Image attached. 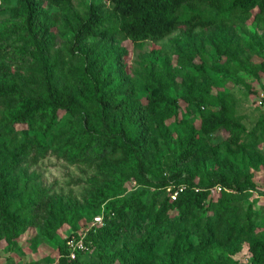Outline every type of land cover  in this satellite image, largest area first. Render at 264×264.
<instances>
[{
	"label": "trees",
	"instance_id": "trees-1",
	"mask_svg": "<svg viewBox=\"0 0 264 264\" xmlns=\"http://www.w3.org/2000/svg\"><path fill=\"white\" fill-rule=\"evenodd\" d=\"M73 2L0 0V16L11 18L0 28V232L7 246L16 247L45 213L47 236L70 230L52 264H82L87 254V264H240L232 256L243 241L246 264H264V234L240 207L242 195L257 189L253 169L264 166L256 146L264 142V118L249 131L235 116L233 95L215 91L195 33L213 31L218 61L226 58L214 70L226 81L239 83L237 71L261 80L264 57L253 63L246 48L261 55L264 39L226 46L223 34L256 9L261 20L264 0H88L83 16ZM180 29L178 67L149 57L133 76L124 73V42L141 49ZM182 108L198 115L199 127L180 119ZM209 135L223 142L211 145ZM49 156L88 164L103 177L86 201L96 212L90 219L30 172ZM130 179L137 187L126 191L120 183ZM98 215L103 224L94 225ZM73 238L84 246L75 259Z\"/></svg>",
	"mask_w": 264,
	"mask_h": 264
},
{
	"label": "rangeland",
	"instance_id": "rangeland-1",
	"mask_svg": "<svg viewBox=\"0 0 264 264\" xmlns=\"http://www.w3.org/2000/svg\"><path fill=\"white\" fill-rule=\"evenodd\" d=\"M100 1V0H98ZM105 2V0H102ZM88 0H74V10L81 16L86 12L85 5ZM258 13V9L254 10L248 19H236L230 23L223 34L224 45H235L237 41H254L259 38L264 39V14L261 16V20L256 21L255 16ZM11 18L9 13L2 14L0 16V28L7 25ZM9 30V28H7ZM186 30L180 29L173 33L171 36L165 38L160 42L148 41L143 48H135L134 45L126 41L122 45L127 47L129 55L123 60V70L127 75L133 76L139 67V64L145 62L151 57L158 63H163L166 59H171L174 67H178L175 58L173 57L175 42L182 37ZM196 38L202 43L205 48L204 56L207 63L210 66L208 68L209 74L218 83V87L215 91H226L233 95L235 104V116L238 117L242 123L245 124L247 129L252 130L257 122L264 118V103L260 104V95L264 85V74H262L261 80H258L245 71L233 72V75H237L240 79L239 83L232 81H226L221 73L216 72L214 69L221 67V64L226 61L224 58L218 61V56L211 44V38L213 31L197 30ZM70 38V37H69ZM120 39L115 40V44L120 43ZM230 43V44H229ZM60 45V40L58 45ZM256 47V46H255ZM254 47V48H255ZM9 52L13 50L9 49ZM246 52H249L253 63H258L264 57V52H260L261 55L256 54L253 48H246ZM201 61L197 59V63ZM181 87L177 84L175 93H181ZM185 108H182L180 119H186L189 123H194L197 127L200 125V118L188 113ZM171 130L173 131L174 139L177 138V130L173 125ZM20 133L16 134V137ZM15 136L9 138V141L13 142ZM247 139V138H246ZM243 140V143H248L247 140ZM209 144L214 145L222 143L223 139L219 136L209 135L207 136ZM257 150L264 155V142L256 143ZM163 152L167 153L166 148H163ZM223 156V154H221ZM212 166L216 164L212 163ZM30 172L36 173L40 177V181L43 182L44 187L49 190L51 196L58 195L63 197L67 204L71 206H77L80 211L86 216V220L95 215V211L87 206L86 201L90 199V196L95 193L97 188L103 186V177L100 173L90 165L78 164L73 165L68 163L62 158L56 156H49L42 160L38 164H32L29 167ZM255 173L254 181L257 189L246 192L242 195L240 207L247 211L250 209L253 213L255 223L257 226V233L264 234V166H260L258 169H253ZM122 187L126 191H131L137 187L134 179L124 180ZM214 192L216 190H213ZM71 202V203H70ZM47 207V205H46ZM45 213L40 214L39 226L35 228H29L27 231L20 235L18 245L14 248H9L5 240L4 234L0 232V264H52L56 262L58 249L62 244L63 239L70 233L68 226H64L58 231V235L55 238H50L42 230V226L45 223ZM85 218L82 219L77 225L79 231H83L86 228ZM33 240V242H31ZM239 253L232 256L234 261L240 264H246L250 260V254L248 251V242L243 241L240 243ZM90 261V255L87 254L82 258V264H87Z\"/></svg>",
	"mask_w": 264,
	"mask_h": 264
},
{
	"label": "built area",
	"instance_id": "built-area-1",
	"mask_svg": "<svg viewBox=\"0 0 264 264\" xmlns=\"http://www.w3.org/2000/svg\"><path fill=\"white\" fill-rule=\"evenodd\" d=\"M264 103V89L262 90L261 92V95H260V104H263ZM183 190V188H181V191ZM217 191H221L222 188L221 187H217L216 188ZM178 195V191H175L173 194H172V200H176V197ZM94 225H101L103 224V221H104V217L103 215H98L97 217L94 218ZM69 249L71 251V258L72 259H75L76 258V251L78 250H84V246H83V243L82 241H77L75 238L71 239L69 241Z\"/></svg>",
	"mask_w": 264,
	"mask_h": 264
}]
</instances>
